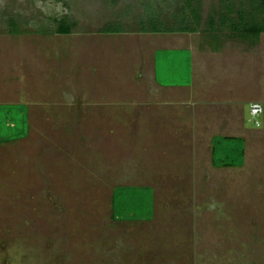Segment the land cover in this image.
I'll return each mask as SVG.
<instances>
[{
	"label": "rangeland",
	"instance_id": "1",
	"mask_svg": "<svg viewBox=\"0 0 264 264\" xmlns=\"http://www.w3.org/2000/svg\"><path fill=\"white\" fill-rule=\"evenodd\" d=\"M180 1L0 0V264H264V118L249 116L262 98L242 107L260 136L237 141L236 167L214 168L210 149L186 162L193 131L169 137L178 108L132 81L145 45L161 86L192 85L193 50L197 75L231 70L244 94L264 85V34L151 47L136 22L188 28ZM239 2L201 0V29ZM61 19L71 34L54 33ZM113 23L124 32L99 33Z\"/></svg>",
	"mask_w": 264,
	"mask_h": 264
},
{
	"label": "crops",
	"instance_id": "2",
	"mask_svg": "<svg viewBox=\"0 0 264 264\" xmlns=\"http://www.w3.org/2000/svg\"><path fill=\"white\" fill-rule=\"evenodd\" d=\"M155 35L158 36L159 34ZM155 35L151 34V37H149V35H146L148 36L147 39L149 38L148 40L146 39L147 42L150 41L152 45L151 47L153 48H172L177 46V44L186 41L187 38L191 39L193 36V34L173 33L171 35L170 42L167 43L161 41V39L155 37ZM192 45L193 44H191L189 49H191V47L193 48ZM139 53V62L136 63L138 65L136 66L135 71L131 73L133 79L132 81L139 84L146 83V89L151 95L163 98L164 105H174L178 108L175 109V118L177 117L180 122H171V125L173 126V132L169 134L170 139H179V137L188 139V131H193V149L191 150L190 157L186 159L187 163L195 164V162H197L196 154L198 152L196 151V149H210V161L212 167H214L212 164V149L213 140L216 138H233L236 140H240L242 141L243 147L245 149L248 139L247 136L249 134H259L260 136L259 132H251L244 129V115L242 107L244 104H247L248 106L249 102L264 101V85H262V83H257L252 88H250L251 92H246V94H244L241 93V90L237 91L238 86L236 85H239V83L234 81L235 77L231 74V70H228V72H224V68H222V73L221 71H218V73H216V71L214 70L212 72L206 71L208 73H205V75L204 73L197 75V60L195 59L193 50V57L191 58L193 70L192 85L179 87L161 86L157 83L158 81L156 80L155 76V53H152L149 50V47H145V45H142V47L139 48ZM232 63L234 64L231 65L232 68L236 69L237 63L235 62V60ZM226 72L227 74H225ZM220 82L221 88L219 89L217 85ZM204 87H207V89H205ZM171 94L172 98L169 96ZM260 98L262 99L258 101V99ZM216 105L233 106V109H235V111H237V109H241V113L232 114L233 112L231 111L233 110L230 111L229 109L227 110L230 112L217 113L215 109ZM180 107L185 108L186 111L184 112L183 109L180 110ZM262 116L264 118V112ZM181 118L185 119V121H192L191 125L186 122H181ZM175 133L177 134V136L174 135ZM207 137L209 144L206 143ZM201 138H204V142H202L201 140L198 143V139ZM173 144L174 143H172V145Z\"/></svg>",
	"mask_w": 264,
	"mask_h": 264
},
{
	"label": "trees",
	"instance_id": "3",
	"mask_svg": "<svg viewBox=\"0 0 264 264\" xmlns=\"http://www.w3.org/2000/svg\"><path fill=\"white\" fill-rule=\"evenodd\" d=\"M181 7L183 11L191 16L193 23L187 28L186 25L182 27V19L177 21L173 19L171 22L168 20H161L157 16H149L148 18H140L136 22L137 32L141 34H157V33H174V34H194L203 31L206 35L208 32L213 33V41L217 40V36L222 34V31H227L230 38L239 40L252 39V42H257L260 35L264 34V0H251L250 4H243L240 0L238 5L233 6L227 4L224 11L218 12V24L219 28H216L215 21L209 18V23L201 29V0H181ZM148 8V5H147ZM184 13V14H185ZM186 13V15H187ZM232 15V17H231ZM234 15V17H233ZM185 24V23H184ZM118 24L107 25L106 28L100 30L99 33L105 34H117L118 32H124L123 28ZM115 28H119L115 30ZM73 24L67 23L64 19L57 21V27L54 30L55 34L69 35L72 33ZM114 29V30H113ZM11 33H14L11 30ZM240 140L233 138H216L213 140L212 149V164L216 168H232L239 164V161L231 159L233 154H237L236 149H240L239 156L243 155L244 151L241 148ZM232 142V143H230ZM236 142V144L234 143ZM217 149V150H215ZM217 152L220 153L218 157H215ZM222 157V158H221ZM114 197V196H113ZM112 213V218L115 217Z\"/></svg>",
	"mask_w": 264,
	"mask_h": 264
},
{
	"label": "built area",
	"instance_id": "4",
	"mask_svg": "<svg viewBox=\"0 0 264 264\" xmlns=\"http://www.w3.org/2000/svg\"><path fill=\"white\" fill-rule=\"evenodd\" d=\"M264 112V106L261 103H251L249 104V116L255 120V125L260 126V123L256 121Z\"/></svg>",
	"mask_w": 264,
	"mask_h": 264
}]
</instances>
